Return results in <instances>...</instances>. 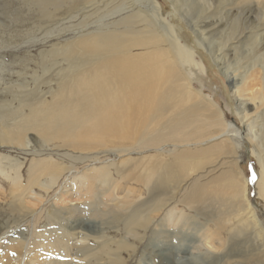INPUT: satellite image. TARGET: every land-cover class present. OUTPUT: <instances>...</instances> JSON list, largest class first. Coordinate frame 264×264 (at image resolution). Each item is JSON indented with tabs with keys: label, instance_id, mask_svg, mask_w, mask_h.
Here are the masks:
<instances>
[{
	"label": "bare ground",
	"instance_id": "6f19581e",
	"mask_svg": "<svg viewBox=\"0 0 264 264\" xmlns=\"http://www.w3.org/2000/svg\"><path fill=\"white\" fill-rule=\"evenodd\" d=\"M166 1L167 15L156 0H0V175L13 184L9 201L0 180V264H264L241 169L250 147L264 201V0ZM203 51L231 88L225 111L204 91ZM117 160L121 201L98 187L81 205L26 206L44 204L36 186L56 195L77 167ZM44 222L60 248L29 247Z\"/></svg>",
	"mask_w": 264,
	"mask_h": 264
},
{
	"label": "rangeland",
	"instance_id": "374dc122",
	"mask_svg": "<svg viewBox=\"0 0 264 264\" xmlns=\"http://www.w3.org/2000/svg\"><path fill=\"white\" fill-rule=\"evenodd\" d=\"M156 1L161 2L160 3L161 5L164 4L162 6H164V8H165V14L166 15H167V13H169L171 11V6L168 5L169 4L168 1H166V0H156ZM202 55H204L203 57H204L206 65L208 66V73H209L208 77H205V82H206V85L208 84L207 86L209 87V89H205L204 91L206 92V94H212L213 95L215 93L214 95L216 97L217 103L225 111L227 102L230 105L232 103L231 97H230L231 96V88H230L227 80L223 76L219 75L220 74V72L218 71L219 69L217 67H215L213 60L207 56L208 52L203 51ZM12 70H14V72L18 71V69H16V68H13ZM213 76H214V78H213ZM211 78H213V79H211ZM207 81H208V83H207ZM224 82H225V84H224ZM223 84L228 86L227 87L228 89L225 88V86ZM225 91L227 92L228 95L226 94ZM0 99H2L1 95H0ZM225 115L228 116L229 122L234 121V119H233L234 114L226 113ZM230 115L232 116V118L230 117ZM8 152H12V151H8ZM147 155L148 154H146V156ZM243 155H244V161L241 162V169L245 170V174H246L247 178L250 179L249 203L252 205L253 209L255 210L257 215L260 217V219L264 225V201L258 197V192L256 190V184H255V182L252 181V174L253 173L256 175V179L258 178L259 166H258L256 158L251 155L250 147H247V149L244 150ZM106 158H103V159H106ZM132 158H133V160H135V159H138L139 157L138 156H132ZM224 163H227V161L222 160V164H224ZM112 164H114V166H111ZM120 166H121V164L117 160L116 162L110 163L107 166H103V164H98L96 166L97 171H92V172L88 171V168H92V165L85 166L87 168L77 167L80 170L79 175L68 178L67 181L63 184V186L60 188V190L58 191V193L56 195H54V193L52 192V194H50L47 197L45 195V193L43 191H41L38 186H36L35 191H33L34 194L33 193L32 194L34 196H37V197L39 196L41 199L43 198L45 200V202H44V204L40 205L37 202H32L31 200L27 199L26 200V204H27L26 206L30 207L31 209H36L38 212L41 211L43 208L48 207V210L53 212V211H56L58 209H62V207H64V206L73 207V206L81 205L85 201H90L92 196H95V189L98 187H103L106 190H110V191L106 192V194L104 195L102 200L105 204L112 205L116 201H121L118 199V197H116V195L114 194V191H112V190H114L115 185H117L119 182H129V179L125 178V176L128 173L126 172L124 167H121L120 174L118 175V169L120 168ZM38 168L41 170L45 169L42 166H40ZM70 168L74 172V169L76 168V166H72ZM95 172H97L99 174L103 173V172H110L115 177L112 178L111 180H105L106 184L104 186H102L97 181L98 176L95 175L96 174ZM14 177H15V175H13V178ZM28 177H29V170L26 168L25 180ZM1 179L5 181L4 183L6 185V195H8V200L10 201V198H11L10 189L13 186V184H12V182L9 183L11 180L0 175V180ZM42 181L46 184L51 183L48 176L42 177ZM134 182L135 181L131 182V184L133 186L140 187V185H136ZM1 186H2V184H0V190H2ZM66 187H68V188H66ZM76 190L83 191V195L85 198L84 200H83V196L74 195ZM209 190H213V188L210 187ZM64 191L68 194H73V196L71 198L70 197H67V198L64 197L63 199L59 200L58 197L62 196L64 194L63 193ZM53 195H54V197L51 198ZM144 197H145V194H142V199H144ZM181 208L182 207H178V209H175L174 213L178 214V211H181ZM3 215H5V213H3ZM0 223H2L1 220H0ZM46 224L47 223H45V222L42 224L38 223L39 228L36 230L37 234H32L29 247H35L38 249H42V251H45V249L41 247V244L53 243L55 245V247L56 246H58L59 248L61 247V245H62L61 237L58 239L55 237V234H50V231H52L54 229V223L52 225H49V227ZM7 229L8 228L6 226H4L3 224L0 225V230H2L3 233H5L7 231ZM41 235H44V237H40L41 239H39L40 240L39 241L38 237ZM6 247H4L1 251L3 252ZM56 250H57V252H55V254L53 255L52 260L67 262L66 258L62 256L63 254H65V251L59 252L60 250L58 251V249H55V251ZM58 252H59V254H58ZM48 257H49V255H48ZM45 259H43L41 261V262H43L42 264H47V262H45L46 261ZM37 264H39V263H37Z\"/></svg>",
	"mask_w": 264,
	"mask_h": 264
},
{
	"label": "snow or ice",
	"instance_id": "6c2138e0",
	"mask_svg": "<svg viewBox=\"0 0 264 264\" xmlns=\"http://www.w3.org/2000/svg\"><path fill=\"white\" fill-rule=\"evenodd\" d=\"M255 180H256V175L253 173L252 174V181L255 182Z\"/></svg>",
	"mask_w": 264,
	"mask_h": 264
}]
</instances>
